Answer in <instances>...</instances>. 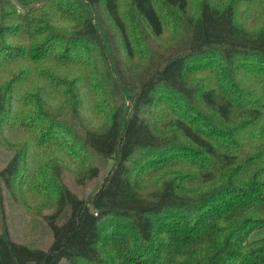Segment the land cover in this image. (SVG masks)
Segmentation results:
<instances>
[{"label": "trees", "instance_id": "obj_1", "mask_svg": "<svg viewBox=\"0 0 264 264\" xmlns=\"http://www.w3.org/2000/svg\"><path fill=\"white\" fill-rule=\"evenodd\" d=\"M15 1L0 133L27 137L0 180L26 183L49 143L98 182L82 196L43 173L51 243L4 228L0 264H264V0Z\"/></svg>", "mask_w": 264, "mask_h": 264}, {"label": "rangeland", "instance_id": "obj_2", "mask_svg": "<svg viewBox=\"0 0 264 264\" xmlns=\"http://www.w3.org/2000/svg\"><path fill=\"white\" fill-rule=\"evenodd\" d=\"M14 3L22 12L27 6ZM1 132V131H0ZM21 134L14 131L8 138L0 133V169L6 166L14 157V140ZM27 137L26 134H21ZM26 135V136H25ZM7 139V140H5ZM49 143L40 145L38 149L29 151L26 162L29 166L30 178L26 181L15 182L10 190L0 180V231L6 228L10 236L17 241H40V245L47 248L51 243V231L47 225V215L56 208V190L47 184H41L43 179L53 184H65L79 195L85 196L94 191L97 180L81 183L77 178L74 165L68 161L62 162L63 156L53 151ZM32 152H35L32 154ZM101 162H99L100 164ZM111 164V162H110ZM109 164V165H110ZM46 169V170H45ZM36 184L38 188L33 187ZM264 236V228L255 230L251 237ZM60 264H65L63 261Z\"/></svg>", "mask_w": 264, "mask_h": 264}]
</instances>
